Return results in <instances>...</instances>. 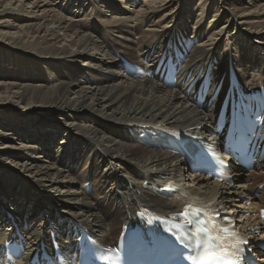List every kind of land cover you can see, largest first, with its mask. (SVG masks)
Masks as SVG:
<instances>
[{
    "label": "bare ground",
    "instance_id": "bare-ground-1",
    "mask_svg": "<svg viewBox=\"0 0 264 264\" xmlns=\"http://www.w3.org/2000/svg\"><path fill=\"white\" fill-rule=\"evenodd\" d=\"M140 1L0 0V264L5 241L25 245L14 264L42 260L51 239L72 257L76 224L112 245L138 213L173 217L195 200L229 210L239 229L260 226L264 157L250 173L229 166L231 186L139 135L191 129L221 140L214 124L230 72L246 90L264 88V0ZM176 49L188 55L173 89L122 69L120 56L153 73ZM205 73L209 94L197 106Z\"/></svg>",
    "mask_w": 264,
    "mask_h": 264
},
{
    "label": "snow or ice",
    "instance_id": "snow-or-ice-1",
    "mask_svg": "<svg viewBox=\"0 0 264 264\" xmlns=\"http://www.w3.org/2000/svg\"><path fill=\"white\" fill-rule=\"evenodd\" d=\"M225 231H227V229H225ZM245 244L247 243V241L244 242ZM244 250L243 249H240L239 252L237 253L238 257H239V254L242 253ZM216 256L215 254L213 253H205L204 256L202 257L201 261H200V264H207V260L209 259H215Z\"/></svg>",
    "mask_w": 264,
    "mask_h": 264
},
{
    "label": "rangeland",
    "instance_id": "rangeland-1",
    "mask_svg": "<svg viewBox=\"0 0 264 264\" xmlns=\"http://www.w3.org/2000/svg\"><path fill=\"white\" fill-rule=\"evenodd\" d=\"M140 2H142V0L140 1ZM140 2L138 3V4H140ZM143 3V2H142ZM137 4V3H136ZM3 61V58H0V61ZM126 99V97L125 98H123V100L122 101H124ZM51 119V118H50ZM49 119V120H50ZM51 120H55V121H58V116H55V119H51ZM53 128V127H52ZM87 144H85L84 146H85V149L88 151V153H90L91 152V150L95 147V145H93L92 143L89 145V146H86ZM241 175H242V173H241ZM13 187V185H8V186H6V188H9V189H11ZM48 235V234H47ZM46 235V236H47Z\"/></svg>",
    "mask_w": 264,
    "mask_h": 264
}]
</instances>
